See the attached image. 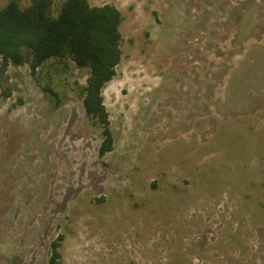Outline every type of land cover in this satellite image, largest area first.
Masks as SVG:
<instances>
[{"label": "rangeland", "instance_id": "374dc122", "mask_svg": "<svg viewBox=\"0 0 264 264\" xmlns=\"http://www.w3.org/2000/svg\"><path fill=\"white\" fill-rule=\"evenodd\" d=\"M88 2L122 16L112 151L86 70L40 75L55 103L5 69L0 264H49L58 235L61 264H264V0Z\"/></svg>", "mask_w": 264, "mask_h": 264}, {"label": "trees", "instance_id": "16d2710c", "mask_svg": "<svg viewBox=\"0 0 264 264\" xmlns=\"http://www.w3.org/2000/svg\"><path fill=\"white\" fill-rule=\"evenodd\" d=\"M121 22L114 5L94 6L88 0H63L56 10L54 0H29L24 7L20 0H8L0 8V80L9 65H26L42 91L57 103L51 80L42 85L40 75L45 70L66 73L71 66L86 70L78 93L86 117L102 128L100 157L113 146L103 88L121 62ZM62 242V235L51 242L49 264H61Z\"/></svg>", "mask_w": 264, "mask_h": 264}]
</instances>
